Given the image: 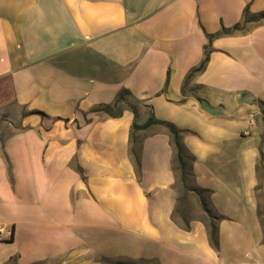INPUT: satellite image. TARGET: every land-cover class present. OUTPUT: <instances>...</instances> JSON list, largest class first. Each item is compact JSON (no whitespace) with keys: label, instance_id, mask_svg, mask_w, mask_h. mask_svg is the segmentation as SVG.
Returning <instances> with one entry per match:
<instances>
[{"label":"crops","instance_id":"obj_1","mask_svg":"<svg viewBox=\"0 0 264 264\" xmlns=\"http://www.w3.org/2000/svg\"><path fill=\"white\" fill-rule=\"evenodd\" d=\"M263 13L264 0H0V264H264ZM124 89L118 115L95 110ZM192 189L223 217L217 249L201 207L183 215Z\"/></svg>","mask_w":264,"mask_h":264},{"label":"trees","instance_id":"obj_2","mask_svg":"<svg viewBox=\"0 0 264 264\" xmlns=\"http://www.w3.org/2000/svg\"><path fill=\"white\" fill-rule=\"evenodd\" d=\"M261 17L264 18V13L261 15ZM206 60H207V58L205 59V61ZM204 62L199 67V69H201L203 67ZM129 95H130V92L128 90L124 89L123 91H121L119 93L116 101L112 105H110V104L102 105L100 107H97L95 110L105 111L109 115L116 116L119 114V106L118 105L120 103H122L123 101H125L126 97ZM133 110H134V113L136 116L137 111L135 109H133ZM154 122H158V121L156 119H154L153 117H150L142 125H138L134 122L133 128L134 129H144V128L148 127L149 125L153 124ZM168 127H169L171 133L173 134V143L175 145V148L177 149V159L179 162V168L181 170L180 183H181V186H182L183 191H184L183 194H185L190 189H188L187 186L185 185V179H186L187 173H186V166H185L183 156H182L183 147H182V144H181L180 139H179V131L175 127H173L172 125L168 124ZM257 171L259 173V178H260L259 184L255 187V193H256V197H257V213H258L259 220H260L261 225L263 226V230H264V165L262 162H259L257 164ZM177 183L175 186H177ZM192 190L197 195H199V198H200L201 209L203 211V215L200 218V220L204 222V224L207 228L208 235H209V242L213 248L217 249L218 248V222L223 217L213 213L212 210L210 209V207L206 201V198L203 196V194L206 192V190H202V189H192ZM183 198H184L183 195L179 196L178 199H179L180 203L182 202ZM262 200H263V202H262ZM179 211H180V209H179V207H177L175 209L174 213H177V212L179 213ZM173 218H174V216H173ZM175 221L177 223H179L176 220V218H175ZM185 228H188V225H185ZM11 240H12V237L10 238V241Z\"/></svg>","mask_w":264,"mask_h":264},{"label":"rangeland","instance_id":"obj_3","mask_svg":"<svg viewBox=\"0 0 264 264\" xmlns=\"http://www.w3.org/2000/svg\"><path fill=\"white\" fill-rule=\"evenodd\" d=\"M176 168L178 170L177 171V176H178V174L180 175V169H179L178 163L176 164ZM186 177L188 179L190 177V175L187 174ZM177 182H178L177 183V189L179 191L183 190L181 183H180V180H178ZM184 202L185 203L181 206V209L183 210V215L186 217L187 220L193 216L201 215V210H202V209L200 210L201 203L199 204L197 197L188 196ZM262 202H263V200H262ZM178 217H179L178 219L181 220L180 216H178Z\"/></svg>","mask_w":264,"mask_h":264}]
</instances>
